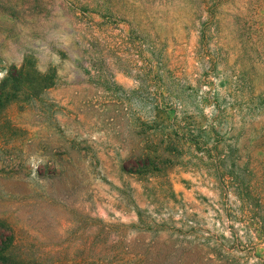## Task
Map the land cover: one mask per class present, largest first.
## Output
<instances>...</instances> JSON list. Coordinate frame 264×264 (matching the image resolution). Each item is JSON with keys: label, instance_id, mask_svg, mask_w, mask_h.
<instances>
[{"label": "rangeland", "instance_id": "rangeland-1", "mask_svg": "<svg viewBox=\"0 0 264 264\" xmlns=\"http://www.w3.org/2000/svg\"><path fill=\"white\" fill-rule=\"evenodd\" d=\"M0 264H264V0H0Z\"/></svg>", "mask_w": 264, "mask_h": 264}, {"label": "trees", "instance_id": "trees-1", "mask_svg": "<svg viewBox=\"0 0 264 264\" xmlns=\"http://www.w3.org/2000/svg\"><path fill=\"white\" fill-rule=\"evenodd\" d=\"M0 258H4V256L3 255H0Z\"/></svg>", "mask_w": 264, "mask_h": 264}]
</instances>
